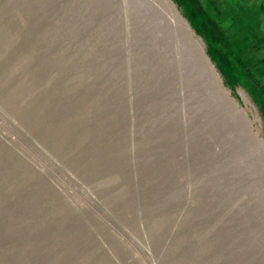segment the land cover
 Masks as SVG:
<instances>
[{"label": "rangeland", "instance_id": "obj_1", "mask_svg": "<svg viewBox=\"0 0 264 264\" xmlns=\"http://www.w3.org/2000/svg\"><path fill=\"white\" fill-rule=\"evenodd\" d=\"M0 264H264V0H0Z\"/></svg>", "mask_w": 264, "mask_h": 264}]
</instances>
